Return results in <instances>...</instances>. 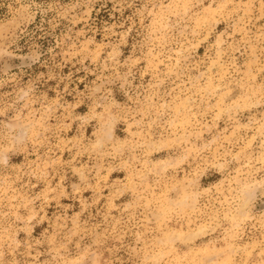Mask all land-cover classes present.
<instances>
[{
    "label": "rangeland",
    "instance_id": "rangeland-1",
    "mask_svg": "<svg viewBox=\"0 0 264 264\" xmlns=\"http://www.w3.org/2000/svg\"><path fill=\"white\" fill-rule=\"evenodd\" d=\"M0 264H264V0H0Z\"/></svg>",
    "mask_w": 264,
    "mask_h": 264
}]
</instances>
